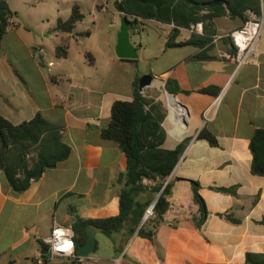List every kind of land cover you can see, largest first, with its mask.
I'll use <instances>...</instances> for the list:
<instances>
[{"label": "crops", "instance_id": "1", "mask_svg": "<svg viewBox=\"0 0 264 264\" xmlns=\"http://www.w3.org/2000/svg\"><path fill=\"white\" fill-rule=\"evenodd\" d=\"M41 1L21 3L34 6ZM6 2L15 15L0 46V116L17 126L40 115L48 127L32 145L27 161H57L20 193L13 192L0 168V264H35L54 225L72 228L76 218L118 215L127 160L114 142L101 137V131L110 123L112 104L133 99L140 61L118 58L117 40L96 50L72 52L83 32L51 33L61 18L59 10L52 16L43 11L26 16L14 0ZM114 2L100 0L97 13L112 6V13L121 16ZM170 4L174 19L135 17L129 36L139 55L145 47L135 35L147 28L157 30L158 50L147 57L157 65L156 72L148 75L162 87L167 81L176 87L173 95L182 106L184 123L173 115L174 102L165 94L169 109L165 119L171 128L161 147L173 150L188 140L167 178L169 207L152 240L137 231L130 235L127 223L110 235L96 230L94 251L76 264H246L247 253L264 255V175L252 173L250 149L256 130H264V0H171ZM248 12L262 21V28L255 55L237 69L223 55L235 52L229 34L243 26ZM196 23H201L200 31L191 29ZM63 40L68 42L67 56L57 58L54 49ZM189 40L192 44L166 46L168 41ZM201 130L212 134L216 145L199 139ZM192 181L199 185L207 211L199 226L194 221L199 206L193 200ZM216 188H234V193ZM149 197L143 192L137 199ZM72 261L47 258L44 264Z\"/></svg>", "mask_w": 264, "mask_h": 264}, {"label": "trees", "instance_id": "2", "mask_svg": "<svg viewBox=\"0 0 264 264\" xmlns=\"http://www.w3.org/2000/svg\"><path fill=\"white\" fill-rule=\"evenodd\" d=\"M112 1H119L125 16L133 17L128 20L131 29L134 28L135 17L169 21L176 16L174 10L170 8L171 0ZM14 15L15 12L10 10L6 0H0V46L3 35L12 25L11 19ZM83 17L84 14L80 11L79 6L74 4L68 18H58L55 27L50 32L72 34L76 24L81 22ZM88 34L87 31L81 36ZM173 37L174 34L170 36V39ZM189 44H192L191 40L183 43L168 41L166 46ZM67 50L68 42L63 40L55 47V56L65 58ZM86 57L90 58L91 54L87 53ZM138 79H135L133 83V99L131 101H115L111 106L110 123L101 131V137L114 142L125 154L127 160L126 171L122 175L124 188L119 194V213L116 216L99 220L76 218L72 225L76 250L85 243L87 237L85 229L90 223L97 225L108 235L120 231L127 223L130 226V235L137 231L138 236L152 240L169 207L168 197L171 193V184L166 181L188 140H182L173 150L161 147L165 140V132L153 109L151 107L148 111L144 109L146 101L138 90ZM164 88L169 94L177 92V88L172 87L168 81ZM47 127L40 115H37L29 123L17 126L0 116V168L13 192H23L28 188L31 180L38 179L47 167L55 165L57 159L45 161L40 158L32 160L30 163L26 159L32 145L38 143L43 129ZM197 137L205 139L211 145H216L214 136L206 130H201ZM250 149L253 154L252 173L264 175V130H256L250 141ZM67 154L68 150L63 157ZM19 174L20 176H18ZM144 180L149 181L151 185H143L142 181ZM216 190L222 193H234V188H216ZM198 191L199 185L192 181L193 200L199 206V217L194 221L199 226L205 219L207 211ZM143 192H147L150 197L140 201L137 196ZM158 194L159 197L152 209L153 215L148 217L138 228L144 211ZM78 260L79 258H76L70 264H76ZM245 262L246 264H264V255L247 253Z\"/></svg>", "mask_w": 264, "mask_h": 264}, {"label": "rangeland", "instance_id": "3", "mask_svg": "<svg viewBox=\"0 0 264 264\" xmlns=\"http://www.w3.org/2000/svg\"><path fill=\"white\" fill-rule=\"evenodd\" d=\"M99 2L100 0H42L39 5L29 6L22 4L21 0H14V6L16 4L20 10H25L27 12L25 14L26 16H29L32 12L36 13L41 11L52 16L55 14L56 10H59L61 18H66L70 13L72 4H77L80 11L84 14V17L81 22L77 23L75 30H73V34L75 35L76 32L85 33L87 31H92L94 29V25L97 29L92 31V34L89 36H82L81 42L77 41L74 43L71 48L72 52H74L79 51L81 48H87L88 50H96L97 47L103 48V44L106 41L112 44L116 42V33L120 28L121 16L112 13V6L109 7L110 10L105 11L104 13H97L96 6L98 5L96 4ZM103 6L108 7L105 4H103ZM93 13L97 14V18L94 20L92 18ZM25 15L21 14L23 18ZM156 31L157 30L155 28H147L144 32H141L140 35H135L134 37H137V40L145 47V51L143 53H139L138 55V59L140 61V77L142 75H148L149 72H151L152 75L156 72L154 68L157 65L153 62V60H147V57L150 54L157 52L158 50L155 38ZM132 37L133 35L131 38ZM52 39L55 38L53 37ZM50 57L57 61L53 53ZM153 85L154 87H147L141 93L146 101L144 109L146 111H148L150 107L153 109V112L159 119L160 126L163 128L166 135V131L171 128L167 118L165 119L169 111L165 98L166 91L160 82H153ZM27 154L29 157L27 160L31 159L32 153L29 151Z\"/></svg>", "mask_w": 264, "mask_h": 264}, {"label": "built area", "instance_id": "4", "mask_svg": "<svg viewBox=\"0 0 264 264\" xmlns=\"http://www.w3.org/2000/svg\"><path fill=\"white\" fill-rule=\"evenodd\" d=\"M259 1L263 2V0ZM201 26V23H196L191 26V29L200 31ZM261 28L262 21L253 12H248V19L243 26L229 34L235 52L231 55L224 54L223 56L232 61L237 69L243 66L250 57L255 55V44L259 38ZM47 66L51 67L52 63H47ZM207 119L208 115H205V120ZM147 183L151 184L150 182ZM152 215L153 210L147 209L145 212L146 219ZM74 236L75 234L71 227L54 225L49 235L43 239L47 252L45 254H39L35 260V264H44L47 258H61L65 260L79 258L76 254Z\"/></svg>", "mask_w": 264, "mask_h": 264}, {"label": "water", "instance_id": "5", "mask_svg": "<svg viewBox=\"0 0 264 264\" xmlns=\"http://www.w3.org/2000/svg\"><path fill=\"white\" fill-rule=\"evenodd\" d=\"M115 9L118 11V13L121 15L120 19V28L117 33V42L115 46V54L120 59H128V60H135L138 58L137 50L135 46L130 42V24L127 19V17L124 15V12L122 10V7L119 5V1L114 2ZM154 78L150 75H142L138 79V90L142 93L143 90L153 83ZM166 91V90H165ZM166 93H168L166 91ZM169 94V93H168ZM172 97L175 98L173 94H169ZM178 103V102H177ZM179 107H182L178 103ZM159 197V194L156 195L153 202L149 205L148 209H153L157 199ZM146 220L145 215L143 216L138 228L143 224V222ZM101 228L97 225H94L92 223L88 224L86 226V241L83 245L79 246L76 250V254L79 258H86L88 255H90L96 246V240H95V232L96 230H100ZM47 252V249H44V254Z\"/></svg>", "mask_w": 264, "mask_h": 264}, {"label": "bare ground", "instance_id": "6", "mask_svg": "<svg viewBox=\"0 0 264 264\" xmlns=\"http://www.w3.org/2000/svg\"><path fill=\"white\" fill-rule=\"evenodd\" d=\"M168 96H169V98H171L172 100H173V102H174V107L172 106V111H173V115L175 116V118H177V119H179V117H180V119H181V121H183V123L185 122V120H184V118L181 116V112H180V107L178 106V103H177V101H176V99L174 98V97H172L171 95H169L168 93H166ZM176 109V110H175ZM177 113H178V115H177ZM179 116V117H178Z\"/></svg>", "mask_w": 264, "mask_h": 264}]
</instances>
